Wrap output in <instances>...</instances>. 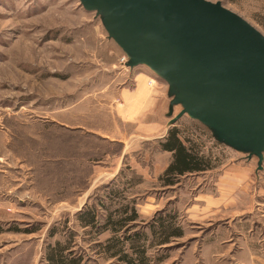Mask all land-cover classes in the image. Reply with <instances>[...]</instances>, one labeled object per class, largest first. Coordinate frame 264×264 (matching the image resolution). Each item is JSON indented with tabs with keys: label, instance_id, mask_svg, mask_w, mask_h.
Masks as SVG:
<instances>
[{
	"label": "rangeland",
	"instance_id": "374dc122",
	"mask_svg": "<svg viewBox=\"0 0 264 264\" xmlns=\"http://www.w3.org/2000/svg\"><path fill=\"white\" fill-rule=\"evenodd\" d=\"M210 1H221L264 34V0ZM124 56L101 18L80 0H0V264H49L48 245L63 238L65 222L70 219L68 226L74 227L77 211L97 201L120 170L132 179L129 194L136 196L146 223L171 212L183 228L184 235L168 247L153 249L156 264H253L250 251L257 255L254 264H264V168L258 171V158L218 142L188 115L169 126L168 84L145 65L126 66ZM142 71L163 90L157 135L176 125L182 137L201 143L218 167L161 186V166L172 155L116 110L121 90L132 88ZM180 110L176 106L173 115ZM236 168L247 177L246 191L234 193L237 206L231 207L240 213L228 210L224 217L235 226L240 222L239 229L250 235L247 253L235 246L220 258L207 250L204 236L227 221L194 218L188 209L198 194L216 193L218 177ZM54 224L58 233L50 237ZM75 229L90 264H111Z\"/></svg>",
	"mask_w": 264,
	"mask_h": 264
},
{
	"label": "water",
	"instance_id": "95a60500",
	"mask_svg": "<svg viewBox=\"0 0 264 264\" xmlns=\"http://www.w3.org/2000/svg\"><path fill=\"white\" fill-rule=\"evenodd\" d=\"M80 1L101 18L126 66L145 65L168 84L169 126L188 115L264 168L262 32L221 1Z\"/></svg>",
	"mask_w": 264,
	"mask_h": 264
},
{
	"label": "trees",
	"instance_id": "16d2710c",
	"mask_svg": "<svg viewBox=\"0 0 264 264\" xmlns=\"http://www.w3.org/2000/svg\"><path fill=\"white\" fill-rule=\"evenodd\" d=\"M162 151L171 152L172 157L165 171L159 175L161 186L172 187L190 173H200L218 167L211 154L203 150L202 144L193 137H182L175 125L165 136L158 139ZM132 179L124 170L101 189L97 201L89 202L76 213L75 226L84 231L83 241H88L102 259L111 264H156L153 249L170 244L184 235L183 228L176 224L175 213H157L151 222L142 219L136 196H130ZM65 222L63 238L49 244L46 259L49 264H90L85 249L80 248L78 231ZM54 224L49 236L58 233ZM1 230V229H0ZM20 230V229H17ZM30 233L28 229L25 231ZM32 232V231H31ZM108 234L104 239L102 235Z\"/></svg>",
	"mask_w": 264,
	"mask_h": 264
},
{
	"label": "crops",
	"instance_id": "0c3cea01",
	"mask_svg": "<svg viewBox=\"0 0 264 264\" xmlns=\"http://www.w3.org/2000/svg\"><path fill=\"white\" fill-rule=\"evenodd\" d=\"M151 78L153 77H151L146 71L136 74L134 78V86L132 88L124 87L121 90L120 95L122 97V102H120L118 106L116 105V110L118 111L119 116L125 120L129 122L134 121L140 125L142 127L141 131L146 138L151 137V139H159L164 136V134L157 135V126L163 125V121L158 119V117H160L159 108L162 104L163 90L157 84L151 85L149 83ZM164 153L170 154V157L172 155L171 152L168 151H164ZM168 165L169 162H167L164 167L161 166V171L165 170ZM231 170L224 171V173L218 177L215 184L216 193L198 194L194 199L192 207L190 206L188 209L190 214L195 215L194 218L197 216L196 218L205 217V220L210 221H227L215 226L213 225L214 228L210 229L209 233L207 232L204 236L206 238L205 242L207 243V250L211 253H215V256H220V258L221 256H225L224 254L230 252L235 246L247 253L245 242L248 241V237L250 236L246 235V231L239 229L238 225H240V222H237L238 225L236 224L237 226H235L236 221L232 222L228 216L224 217L226 215L224 214V211L236 210L237 212L235 213H240L238 209L231 207L237 206V200L234 197V193L237 191H246V187H243V185L247 177L242 173L243 171H240L237 168ZM207 172L208 171L200 172L199 174H205ZM193 174L194 173H190L183 177ZM200 208L202 209L200 213H198ZM8 209L11 211L14 210L13 208ZM231 217L234 219V215ZM223 225L226 226L221 227ZM245 227L252 228L248 223H245ZM221 228L226 229L223 230ZM251 228L248 229L249 233L251 232ZM256 256L257 255L254 252L250 251V259L253 264ZM212 264L215 263L212 262ZM217 264L227 263L217 261Z\"/></svg>",
	"mask_w": 264,
	"mask_h": 264
},
{
	"label": "built area",
	"instance_id": "2783aa9c",
	"mask_svg": "<svg viewBox=\"0 0 264 264\" xmlns=\"http://www.w3.org/2000/svg\"><path fill=\"white\" fill-rule=\"evenodd\" d=\"M127 56H126V54H125V56L122 58V62L124 63V62H126L127 61Z\"/></svg>",
	"mask_w": 264,
	"mask_h": 264
}]
</instances>
